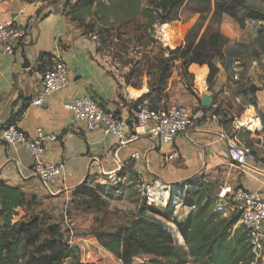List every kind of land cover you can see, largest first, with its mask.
I'll return each mask as SVG.
<instances>
[{
    "label": "crops",
    "instance_id": "crops-1",
    "mask_svg": "<svg viewBox=\"0 0 264 264\" xmlns=\"http://www.w3.org/2000/svg\"><path fill=\"white\" fill-rule=\"evenodd\" d=\"M66 2L0 0V25L15 24L27 31L26 40L15 47L12 55L0 56V132L8 125H15L31 138L38 129L46 135L57 136L56 141L46 143V160L62 164L61 174L55 181L41 182L32 172L33 158L26 149L0 142V184L20 189L29 202L35 200L32 208L38 215L61 219L67 211L71 220L74 215L72 229H77L76 234L80 233L76 242L84 253L82 264H122L89 232L98 226L93 220L95 215L91 214L90 220L83 223L85 215L73 208L74 194L86 184L102 189L116 179L125 181L123 174L130 169L142 188H148L149 196L151 188L162 186L172 190L185 186L190 189V196L195 197L203 189L204 182L214 184L218 199L221 193L237 188L264 195L263 78L251 79L252 87L257 89L255 93L250 92V83L245 81V87L241 88L243 93L228 101L233 103L234 109L224 114L216 110L227 106L220 99L229 95L230 73L226 67L219 66L212 92L194 96L183 90L180 96L173 94V89L168 103L192 110L195 122L173 143L162 145L150 127L135 125L140 93L126 89L122 80L100 61L94 40L66 16ZM56 55L68 67L70 84L47 99L43 106H36L33 101L42 91L43 75L50 66L51 57ZM26 63L30 67H24ZM238 69L243 71V68ZM259 74L263 77L264 70ZM205 95L212 100V109L197 116L199 100ZM83 96L94 98L106 111L128 123L127 141L120 143L116 136L108 135L104 130L89 131L84 124L74 120L72 113L63 106ZM235 125H240L239 129ZM230 137L250 152V159L242 167L235 165L229 157L227 143ZM135 154L139 156L138 160H132ZM173 154L176 157L169 160ZM149 202L145 208L135 209L129 201L123 200L122 204L111 203L109 209L120 213V217L125 214L129 222L137 216L158 221L173 234L168 223L166 226L161 222V215L158 216L152 207L154 204ZM19 212L20 216L14 222L25 216L24 210ZM125 223L115 229H104L114 232L118 227L126 226ZM172 223L178 226L186 240L184 244L177 243L173 235L176 244L185 247L190 228ZM90 256L92 261L88 260Z\"/></svg>",
    "mask_w": 264,
    "mask_h": 264
},
{
    "label": "rangeland",
    "instance_id": "rangeland-1",
    "mask_svg": "<svg viewBox=\"0 0 264 264\" xmlns=\"http://www.w3.org/2000/svg\"><path fill=\"white\" fill-rule=\"evenodd\" d=\"M20 1L32 3L38 0ZM215 2L216 0L206 10L207 7L204 8L194 1H186L178 9V18H173L166 24L157 23L149 27L146 19H136L134 23L129 25L123 26L118 23L116 26L104 28V31H108L107 34L89 37L95 42L96 54L100 61L108 66L118 79L122 80L126 89L140 93L137 101L140 106L153 104V106L162 108L165 103L170 101L173 89L175 90L173 94L176 95H180L183 90L196 96L212 92L214 81H212L210 67L208 65L200 66L192 62L189 56L184 58V54L190 46L196 47L203 35L210 36L213 33H218L220 45L217 50L213 51L215 52L213 64L219 70V66L226 67L230 73L228 76L229 95L220 98L226 102L223 101L227 106L224 109H221L223 107L221 106L216 110L224 114L225 111L234 109L233 103L228 101L243 93L241 88L245 87L243 84L245 81L250 83L252 78L255 81L254 77L260 80L264 79V76L259 74L264 70V20L247 18L254 13L264 15V0H228L227 5L235 3L233 5L237 8L241 22L227 14L214 17ZM142 4L147 7V0H143ZM117 17L123 19L125 11H118ZM236 63L237 65H235ZM253 67L255 68L253 69ZM238 68H243V71L247 72L244 73ZM169 73H171V77L165 80ZM235 73H239L241 80L235 81L233 79ZM249 85L251 92L254 87L251 83ZM123 176L126 178L125 181L116 179L110 185L98 190L95 198H91L89 195H82L81 199L74 196L73 208L83 212L85 215L82 218L83 223L90 220L91 214L95 215L93 220L98 226L89 231L92 235L106 232L104 228L115 229L122 222L129 223L125 214L120 217V213L109 209L111 203L122 204L125 200L131 203L132 208L138 209L144 207L145 199L149 202L148 188H142L140 180L133 172L128 169ZM204 188L206 197L213 201L211 208L214 212L219 202L216 196V188L214 184L209 182L204 183ZM156 190L155 193L151 191L152 199L150 202L155 205L152 207H155L158 216L161 215V222L166 226L168 223L177 243H186L185 236L172 222H177L179 226L184 228L191 227L196 209L197 194L195 197L190 196V189L185 186L172 190L161 186ZM93 199H96L97 202L93 203ZM91 206L94 207L90 209ZM27 212L31 217L38 220L40 228L44 230L41 242L29 249V252L33 254L31 259L41 258L36 247L42 246L44 239L53 240L49 235V227L53 226L56 232L55 239L58 244L62 245L65 256L62 263L60 261L55 264H63L64 262L66 264H82L84 253L78 249L76 237L80 233L76 234L77 229L67 227L62 222V217L58 219L47 214L38 215L32 207ZM27 212L25 211V215ZM219 215L220 221L225 219L228 222L232 220L235 222L234 226L231 225L228 230L232 235L236 231L243 234L244 231L238 223L239 216L229 214L225 217L220 213ZM72 217L74 220V215ZM47 246H42L40 251L50 254L48 251L45 252ZM73 247H76L77 251ZM184 248L187 250L188 244ZM94 249L98 251V248ZM91 259H93L92 256L88 257L89 261H92ZM149 261L150 258L141 257L136 259L133 264H152ZM171 262V260H160L159 264ZM187 263L194 264L191 258L187 259ZM18 264H28L27 259H22Z\"/></svg>",
    "mask_w": 264,
    "mask_h": 264
},
{
    "label": "trees",
    "instance_id": "trees-1",
    "mask_svg": "<svg viewBox=\"0 0 264 264\" xmlns=\"http://www.w3.org/2000/svg\"><path fill=\"white\" fill-rule=\"evenodd\" d=\"M72 1L74 0L66 2L65 14L68 19L77 23L87 36L107 34L108 31H104V28L116 26L118 23L123 26L129 25L136 19H146L149 27L157 23L166 24L173 18H178V9L186 1H194L204 8L207 7L206 10L214 2V0H147L148 5L144 7L143 0H76L75 3ZM227 2L228 0H216L214 17L227 14L240 21L237 8L233 5L235 3L227 5ZM121 10L125 11V17L118 19L117 13ZM247 18L264 20V15L254 13ZM219 45L218 33L210 36L203 35L196 47H189L184 58L189 56L192 62L200 66L208 65L211 69L212 81H215L219 69L213 64L215 56L213 51L217 50ZM170 77L171 73L165 77V80ZM256 90L254 88L251 92L255 93ZM199 102L198 110L205 112L212 109L211 107L203 108L201 100ZM167 104L169 103H165V106ZM148 108L157 110L160 106L149 104ZM151 189H149L150 194L151 191L157 192L156 188ZM98 190L101 188L95 189L86 184L76 191L74 196L80 199L82 195L95 198ZM150 198L151 195L149 201ZM92 202L95 203L97 200L93 199ZM147 202L148 200L143 208L147 206ZM212 202L209 197H206L205 188L197 194L196 209L187 237V250L176 244V237L174 236V239L173 234L160 222L140 216L134 217L126 226L118 227L114 232L96 233L94 236L100 245L122 264H133L141 257L150 258L149 262L152 264H159L160 260H171L169 264H188V258H191L194 264H250L252 254L245 232L240 234V231H236L232 235L228 230L235 222L233 220L228 222L225 219L220 221L219 213L213 212L211 208ZM34 203L35 200L29 202L20 189L0 184V216L2 218L0 264H18L22 259H27L28 264H55L64 261L63 247L55 239L56 232L53 226L49 227V235L53 240L44 239L42 243V246L48 245L45 252L48 251L50 254L40 251L42 246L36 247L41 258L31 259L33 254L29 252V249L41 242L44 234L38 220L27 212ZM20 209H24L27 214L14 222V219L20 216Z\"/></svg>",
    "mask_w": 264,
    "mask_h": 264
},
{
    "label": "built area",
    "instance_id": "built-area-1",
    "mask_svg": "<svg viewBox=\"0 0 264 264\" xmlns=\"http://www.w3.org/2000/svg\"><path fill=\"white\" fill-rule=\"evenodd\" d=\"M26 38L27 31L24 28L15 24L0 25V56L12 55L15 47ZM49 62L50 66L43 75L42 91L33 101L36 106H43L47 99L67 89L70 84L68 67L62 58L57 55L52 56ZM233 79L239 81V75L235 74ZM63 107L72 113L77 123L84 124L87 130H104L106 134L116 136L120 143L127 141L128 123L114 113L106 111L94 98L79 97L64 104ZM202 114L201 110L197 112V116ZM194 122L192 110L178 104H167L157 110H151L148 106H139L135 125L150 127L162 145H169L193 127ZM239 127L240 125L236 126L238 129ZM57 139V136L46 135L41 129H38L31 138L15 125H8L0 132V142L20 145L30 153L33 158L32 172L41 182H53L61 174L62 164H52L46 160L47 141ZM227 144L231 161L239 167L244 166L251 157L250 152L242 148L233 137L228 138ZM175 157L176 154H173L169 156V160ZM138 159L137 154L132 156V160ZM216 212L239 216L238 223L244 230L251 249L250 264H264V195L243 188L221 193ZM62 218L63 223L72 229L73 222L67 211L62 214Z\"/></svg>",
    "mask_w": 264,
    "mask_h": 264
},
{
    "label": "water",
    "instance_id": "water-1",
    "mask_svg": "<svg viewBox=\"0 0 264 264\" xmlns=\"http://www.w3.org/2000/svg\"><path fill=\"white\" fill-rule=\"evenodd\" d=\"M24 67H30V65L28 63L25 64ZM201 105L203 108H209L212 106V100L210 99V97L208 95H205L202 100H201ZM73 249L75 251H77V248L76 247H73Z\"/></svg>",
    "mask_w": 264,
    "mask_h": 264
}]
</instances>
